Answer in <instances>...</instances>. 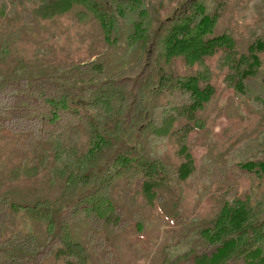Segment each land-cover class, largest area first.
<instances>
[{
	"label": "rangeland",
	"instance_id": "rangeland-1",
	"mask_svg": "<svg viewBox=\"0 0 264 264\" xmlns=\"http://www.w3.org/2000/svg\"><path fill=\"white\" fill-rule=\"evenodd\" d=\"M96 1L114 12L108 0ZM182 1L140 0L139 9L148 10V16L159 22ZM202 1L205 10L214 14L215 30L233 38L238 54H247L251 43L264 38V0ZM3 2L2 77L15 72L30 78L46 74L73 78L79 75L77 67L91 63L98 64L107 74L123 76L131 74L127 69L143 55L146 45L129 43L139 20L137 11L126 10L121 21L123 29L113 41L112 37L107 38L98 20L80 5L52 17L30 19L24 13L31 17L39 0L23 5L14 0ZM155 26L157 23L150 24L151 28ZM161 52L157 64L162 71L180 78L194 76L201 85L213 88L211 99L197 112L201 124L197 128L185 133L183 125L193 122L180 117L173 123L172 133L151 134L152 124L147 123L163 116L172 101L146 91L147 120L136 125L137 129L120 122L121 131L114 133L115 117L100 116L101 112L89 104V98L81 96L69 101L81 116L76 134L54 133L48 140L30 144L25 141V134L0 131V203L14 204L19 210L15 218H5L0 223V264L6 263L7 258L22 264L33 252L34 255L50 244L59 224L58 216L73 199L94 190L107 176L110 183L106 193L121 212L119 217L127 221L123 225H109L101 219L96 229L91 223L93 216L83 212L71 215L62 238L82 247L79 252L84 256V264H110L89 232L105 239L119 264H175L201 251L205 245L195 230L213 228L225 205L244 208L250 221L264 215V174L242 167L264 156V103H251L247 87H234L236 79L227 76L229 66L221 52L192 63L184 61L182 55L166 56L165 50ZM256 56L258 65L253 76L264 89V49ZM113 108L117 110L118 102H113ZM90 119L96 120L99 131L116 150L106 161L97 158V152L92 158L89 156L93 152ZM145 126L143 133L140 128ZM118 153L136 158L143 166L135 163L136 169H120L115 174L113 158ZM185 163L190 164L187 176L182 174ZM148 180L162 183L160 187L153 185V196L151 188L142 186ZM167 199L164 207L169 213L180 212V223L163 211ZM24 206H47L52 214L48 219L34 218L24 214ZM57 246L51 245L52 251ZM66 261L78 264L69 255H49L41 264H67Z\"/></svg>",
	"mask_w": 264,
	"mask_h": 264
},
{
	"label": "trees",
	"instance_id": "trees-1",
	"mask_svg": "<svg viewBox=\"0 0 264 264\" xmlns=\"http://www.w3.org/2000/svg\"><path fill=\"white\" fill-rule=\"evenodd\" d=\"M14 1L23 5L24 2L33 0ZM108 1L114 10L113 13L96 0H39L31 17L27 13L24 14L30 19L52 17L66 12L73 5H80L86 13L92 14L98 20L108 34L107 38L112 37L114 41L123 29L121 21L126 10L137 11L139 20L134 25V32L129 36L131 39L129 43L133 45L141 42L146 46L135 65L127 69L131 74L123 76L107 74L100 70L98 64L93 63L90 66L77 67L79 75L73 78L58 74L33 78L25 73L10 72L3 77L0 74V131L5 129L8 132L25 134V141L30 144L36 140H48L54 133L76 134L81 116L79 110L72 107L69 101L71 98L81 96L89 98V104L101 112L100 116L115 117L114 133L121 131V123L137 129L136 125L145 124L147 120L146 91L153 95L170 97L172 101L168 110L162 113L163 116L158 115L147 123L152 124V128L149 129L151 134L163 136L172 133L173 123L180 117L193 122L183 125L182 130L185 133L197 128L201 125L197 119V112L211 99L213 88L209 84L201 85L197 77L180 78L162 71L157 62L163 50L166 56L182 55L184 61L190 63L221 52L225 64L229 66L230 72L227 76L236 79L234 87L236 89L247 87L246 95L251 103H264L263 86L253 76L258 65L256 52L264 49V38L256 39L249 45L248 55L238 54L233 38L215 30L214 14L205 10L202 0L182 1L171 15L159 22L154 16H148L150 15L148 10L139 9L140 0ZM4 5L3 0H0V7L3 8ZM152 23H157V26L151 28ZM114 101L118 102L117 110L113 108ZM88 125L90 148L93 150L89 152V156L92 158L97 152V158L105 161L110 159L116 152L114 145L103 137L95 119H90ZM145 128L146 126L140 130L144 133ZM106 152L111 153L106 157ZM113 160L116 162V169L113 171L115 174L120 172V169H136L135 163L143 166V162L122 153H118ZM242 167L251 173L264 174V156L246 162ZM189 168V163L183 164L182 174L187 176ZM109 180V176L101 179L94 190L73 199L66 210L58 216L59 224L51 236L50 244L37 250L34 255L33 252L22 264H41L43 258L49 255L54 258L69 255L74 257L78 264H84V256L79 252L82 247L64 241L62 233L67 230L66 220L80 212L94 217L95 222L91 223L96 229L100 227L101 219H106L109 225H116V222L123 225L127 221L119 217L121 212L112 204L106 193ZM144 182L142 186L152 189L151 196L154 195L153 185L159 187L162 185L155 181ZM168 202V199L163 202V211L168 218L180 223L181 213L176 210L169 213L164 207ZM236 207L225 205L213 228L195 230L202 245L205 246L189 259L180 260L175 264H220L219 260L223 262L222 264H264V215L250 221V216L245 214L246 210L244 208L238 210ZM18 211V206L1 202L0 223H4L5 218H15ZM24 214L48 219L52 212L47 206H33L27 207ZM89 235L97 242L96 246L100 248L101 254L108 258L110 264H119L105 239L94 236L91 232ZM55 244L58 245L57 250L52 251L51 245ZM66 263L69 264V261ZM4 264L16 263L7 258Z\"/></svg>",
	"mask_w": 264,
	"mask_h": 264
}]
</instances>
